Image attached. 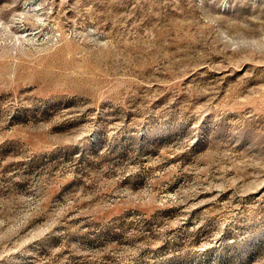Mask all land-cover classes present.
I'll list each match as a JSON object with an SVG mask.
<instances>
[{
	"label": "rangeland",
	"instance_id": "rangeland-1",
	"mask_svg": "<svg viewBox=\"0 0 264 264\" xmlns=\"http://www.w3.org/2000/svg\"><path fill=\"white\" fill-rule=\"evenodd\" d=\"M0 264H264V0H0Z\"/></svg>",
	"mask_w": 264,
	"mask_h": 264
}]
</instances>
